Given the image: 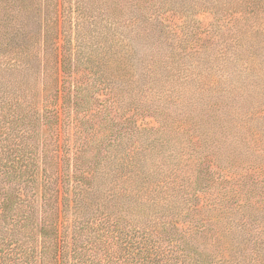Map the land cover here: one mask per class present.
<instances>
[{
	"label": "trees",
	"instance_id": "16d2710c",
	"mask_svg": "<svg viewBox=\"0 0 264 264\" xmlns=\"http://www.w3.org/2000/svg\"><path fill=\"white\" fill-rule=\"evenodd\" d=\"M0 264H264V0H0Z\"/></svg>",
	"mask_w": 264,
	"mask_h": 264
},
{
	"label": "rangeland",
	"instance_id": "374dc122",
	"mask_svg": "<svg viewBox=\"0 0 264 264\" xmlns=\"http://www.w3.org/2000/svg\"><path fill=\"white\" fill-rule=\"evenodd\" d=\"M197 22L200 24L201 29L205 31V29H208L210 24L213 22V17L209 13L204 12L197 17ZM146 123H148L150 126L155 125V121L153 119H146Z\"/></svg>",
	"mask_w": 264,
	"mask_h": 264
}]
</instances>
